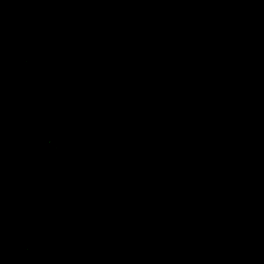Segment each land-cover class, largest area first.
<instances>
[{
	"label": "trees",
	"instance_id": "1",
	"mask_svg": "<svg viewBox=\"0 0 264 264\" xmlns=\"http://www.w3.org/2000/svg\"><path fill=\"white\" fill-rule=\"evenodd\" d=\"M0 264H264V0H0Z\"/></svg>",
	"mask_w": 264,
	"mask_h": 264
}]
</instances>
